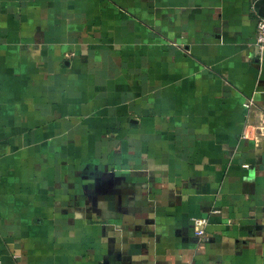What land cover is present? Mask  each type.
I'll return each mask as SVG.
<instances>
[{"label":"crops","instance_id":"0c3cea01","mask_svg":"<svg viewBox=\"0 0 264 264\" xmlns=\"http://www.w3.org/2000/svg\"><path fill=\"white\" fill-rule=\"evenodd\" d=\"M258 1L0 0V264H264Z\"/></svg>","mask_w":264,"mask_h":264},{"label":"built area","instance_id":"2783aa9c","mask_svg":"<svg viewBox=\"0 0 264 264\" xmlns=\"http://www.w3.org/2000/svg\"><path fill=\"white\" fill-rule=\"evenodd\" d=\"M257 44L260 48H264V18L257 20ZM192 223L194 233L199 238L200 243L205 244L210 241V235L207 232L208 219L205 217H193Z\"/></svg>","mask_w":264,"mask_h":264},{"label":"water","instance_id":"95a60500","mask_svg":"<svg viewBox=\"0 0 264 264\" xmlns=\"http://www.w3.org/2000/svg\"><path fill=\"white\" fill-rule=\"evenodd\" d=\"M256 6L259 8L260 14L264 17V0H259Z\"/></svg>","mask_w":264,"mask_h":264}]
</instances>
